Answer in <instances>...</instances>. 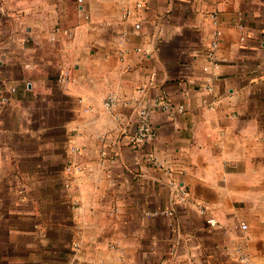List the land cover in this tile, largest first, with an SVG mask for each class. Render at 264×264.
<instances>
[{"label":"crops","instance_id":"1","mask_svg":"<svg viewBox=\"0 0 264 264\" xmlns=\"http://www.w3.org/2000/svg\"><path fill=\"white\" fill-rule=\"evenodd\" d=\"M246 262L264 264V0H0V264Z\"/></svg>","mask_w":264,"mask_h":264},{"label":"built area","instance_id":"2","mask_svg":"<svg viewBox=\"0 0 264 264\" xmlns=\"http://www.w3.org/2000/svg\"><path fill=\"white\" fill-rule=\"evenodd\" d=\"M82 0H79V3H81ZM138 8H142L143 4L142 3H138L137 4ZM132 14L131 11L127 12V16H130ZM241 28H243V26L241 25ZM216 35H220L219 31L216 32ZM218 44L217 42L212 43V45L210 46V51H209V58L211 62L215 61V50L217 48ZM207 83V90L208 91H212V88L210 85V82H206ZM14 91V90H12ZM118 104V101L115 97H108L107 100L104 103V106L107 110L111 111L113 108L116 107V105ZM165 110L167 111H176L179 113L184 112L185 108L183 106H178L177 108L172 106L171 104H166L164 106ZM140 123H139V127H138V132L137 135L133 138L130 139V143L136 146H140L144 143L150 142L152 140H154V138L156 137V129L154 128L152 121H151V113L150 111L143 109L140 111ZM180 200L182 202L186 201L187 195L188 193L186 191H182L180 194ZM208 223L211 225H215L217 224V221L215 218H210L208 220ZM242 229L246 230L247 229V225L243 224L242 225ZM246 264H249L248 262H246Z\"/></svg>","mask_w":264,"mask_h":264}]
</instances>
